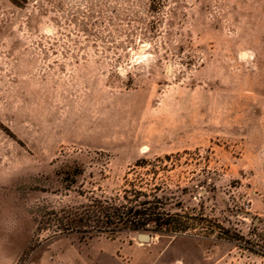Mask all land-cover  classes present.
<instances>
[{
	"label": "rangeland",
	"instance_id": "rangeland-1",
	"mask_svg": "<svg viewBox=\"0 0 264 264\" xmlns=\"http://www.w3.org/2000/svg\"><path fill=\"white\" fill-rule=\"evenodd\" d=\"M126 179L212 232H37ZM0 264H264V0H0Z\"/></svg>",
	"mask_w": 264,
	"mask_h": 264
},
{
	"label": "trees",
	"instance_id": "trees-1",
	"mask_svg": "<svg viewBox=\"0 0 264 264\" xmlns=\"http://www.w3.org/2000/svg\"><path fill=\"white\" fill-rule=\"evenodd\" d=\"M168 159L170 156L166 155L159 161ZM136 165L146 167L148 163ZM151 170L155 174L154 167ZM187 189L177 186L176 191H170L163 183L126 179L121 189L112 195L89 190L82 203L43 211L37 232L49 228L52 230L49 239L62 234H76L87 239L95 235L114 237L122 231L153 228L171 233L194 231L197 236L208 237L212 227L203 205L200 209L186 211L180 203L177 193H185Z\"/></svg>",
	"mask_w": 264,
	"mask_h": 264
},
{
	"label": "water",
	"instance_id": "water-1",
	"mask_svg": "<svg viewBox=\"0 0 264 264\" xmlns=\"http://www.w3.org/2000/svg\"><path fill=\"white\" fill-rule=\"evenodd\" d=\"M137 239L140 241H149L150 240V235L148 233H137Z\"/></svg>",
	"mask_w": 264,
	"mask_h": 264
}]
</instances>
